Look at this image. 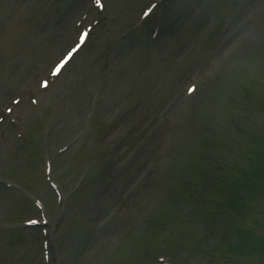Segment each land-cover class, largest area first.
Segmentation results:
<instances>
[{"label": "rangeland", "instance_id": "obj_1", "mask_svg": "<svg viewBox=\"0 0 264 264\" xmlns=\"http://www.w3.org/2000/svg\"><path fill=\"white\" fill-rule=\"evenodd\" d=\"M91 1L74 8L77 0H0V108L19 95L21 104L11 113L18 123L8 116L0 127V178L16 184L0 183V264H162L159 255L180 264H264V139L257 136L264 137V0H163L140 25L146 0H104L86 46L37 93ZM237 17L244 24L231 47L232 36L216 35ZM64 23L73 31L58 36L65 43L49 54ZM190 80L200 90L180 100ZM88 109L92 126L56 155ZM169 120L177 125L174 144L160 165L154 157ZM152 124L156 135L142 142ZM125 130L124 151L106 152ZM48 157L61 202L45 179ZM135 162L145 173L134 172ZM111 181L114 194L128 183V196L104 209ZM33 198L52 226L24 225L42 211ZM207 216L215 220L211 235ZM109 218L116 230L103 237ZM224 234L228 258L208 254L220 251Z\"/></svg>", "mask_w": 264, "mask_h": 264}, {"label": "bare ground", "instance_id": "obj_2", "mask_svg": "<svg viewBox=\"0 0 264 264\" xmlns=\"http://www.w3.org/2000/svg\"><path fill=\"white\" fill-rule=\"evenodd\" d=\"M86 0H77V2H76V5L74 6V8H77V6L79 5V4H83L84 2H85ZM248 16V18H249V15H250V17L252 16V12H250V13H246ZM246 15H244V17H245ZM247 17H245V18H247ZM243 18V17H242ZM240 19L239 18H237V19H235L234 20V24H233V20H232V22H231V29L228 31L229 33H227V35H225V36H223L222 37V39H224L225 41H228V39H227V37L230 35V37L232 36V39L231 40H229L230 41V44H229V46H237L238 44V41H239V39H240V33H241V27H242V25L244 24L243 22H239L238 23V21H239ZM247 21H248V19H247ZM237 25V26H236ZM234 26H236L235 28H234ZM58 27H60V28H58V30L57 31H59V33H58V35L56 36L55 35V39L54 40H56L55 42L53 41V42H49V44H47V46H46V52H49V54H52L53 52H55L57 49H59V47L62 45V44H64L65 42H63L64 40H62L59 44H58V41H57V37L58 36H65L67 33H68V31H73V26H70L69 24H66V23H64V24H61V25H59ZM230 37H229V39H230ZM60 39V38H59ZM61 39H63L62 37H61ZM90 39V38H89ZM88 43V42H87ZM86 43V44H87ZM224 45H225V43H223ZM84 48V47H83ZM82 48V49H83ZM235 50V49H234ZM81 51V50H80ZM79 51V52H80ZM79 54V53H78ZM77 54V55H78ZM76 55V56H77ZM228 55V54H227ZM223 59V58H222ZM71 63V62H70ZM222 63V62H221ZM220 63V64H221ZM63 73V72H62ZM62 73H61V75H62ZM218 73V72H217ZM60 75V77H62ZM60 79V78H59ZM175 89H176V86L175 87H173V89H172V91H175ZM200 90V89H199ZM198 90V91H199ZM198 91L195 93V96L198 94ZM194 96V97H195ZM171 109V108H170ZM77 114H74L73 115V118H77ZM154 123H155V121H154ZM153 123V124H154ZM119 123L117 122V125H118ZM153 124L151 125V130L149 131V133H148V135H147V133L144 135V137L143 138H141V141L143 142L145 139L147 140V137L148 138H152L153 136H155L156 135V132H155V130H154V128H153ZM141 126V125H140ZM139 127V126H138ZM136 130V129H135ZM132 139V138H131ZM126 145H127V143H126V141H125V146H124V148L126 147ZM124 148H123V151H124ZM123 151H122V153H123ZM155 158V157H154ZM152 160V158L150 159V157H148V160L147 161H150V162H152L151 161ZM155 160V159H154ZM139 162H135V164L136 165H134V167H133V169L135 168V166H136V168H135V171L134 172H136V174H138L139 175V173L140 172H142V173H145L143 170V168H142V165H139L138 164ZM144 166V165H143ZM118 176V175H117ZM117 176H116V178H117ZM125 181H126V179H125ZM127 184L128 183H125V185L122 187V188H120L117 192H116V194H114L113 192H112V189H113V185H114V181L113 182H111V185L109 186V189H108V191H107V193H108V197H106V199H105V204H104V208H105V206L108 204L107 202L108 201H110V203H112V206L113 207H116L117 205H119L120 203V201H121V199H126L127 198V196H128V193L126 192V186H127ZM132 189V188H131ZM131 189H129V190H131ZM133 193H135L134 191L131 193V196L133 195ZM134 197V196H133ZM105 212H106V210H105ZM104 212V213H105ZM113 215L116 217L117 215H119L120 213L118 212V210L117 211H113ZM106 214V213H105ZM106 216V215H105ZM105 218V217H104ZM112 218H109V219H107V222H110V220H111ZM117 225V222L116 221H111L110 223H108V230L106 229L104 232L102 231L100 234H102V236H103V234H106L105 232H108V231H114V230H116V229H113L114 228V226H116ZM104 237V236H103Z\"/></svg>", "mask_w": 264, "mask_h": 264}, {"label": "snow or ice", "instance_id": "obj_3", "mask_svg": "<svg viewBox=\"0 0 264 264\" xmlns=\"http://www.w3.org/2000/svg\"><path fill=\"white\" fill-rule=\"evenodd\" d=\"M96 3L98 5H100L101 7L103 6L101 3H100V0H96ZM86 35L87 33H84L81 37H79L80 40H83L86 38ZM81 45L80 44H76L73 48L69 49L67 51V53L65 54L64 58L61 59V61L56 64L54 66V68L52 69V75H57L63 68V66L68 62V60L71 59V57L74 55V53L77 51V49L80 47ZM44 85L46 86L48 81H44L43 82ZM194 90V86L193 88H189L188 91H193Z\"/></svg>", "mask_w": 264, "mask_h": 264}]
</instances>
